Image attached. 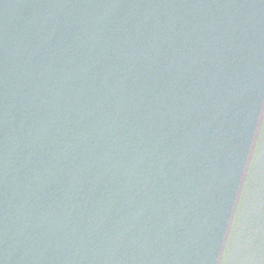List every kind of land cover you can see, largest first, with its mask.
<instances>
[{
    "label": "water",
    "instance_id": "obj_1",
    "mask_svg": "<svg viewBox=\"0 0 264 264\" xmlns=\"http://www.w3.org/2000/svg\"><path fill=\"white\" fill-rule=\"evenodd\" d=\"M264 0H0V264H264Z\"/></svg>",
    "mask_w": 264,
    "mask_h": 264
},
{
    "label": "snow or ice",
    "instance_id": "obj_2",
    "mask_svg": "<svg viewBox=\"0 0 264 264\" xmlns=\"http://www.w3.org/2000/svg\"><path fill=\"white\" fill-rule=\"evenodd\" d=\"M262 100H264V94H262ZM262 126H264V109L261 110Z\"/></svg>",
    "mask_w": 264,
    "mask_h": 264
}]
</instances>
